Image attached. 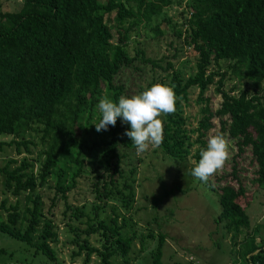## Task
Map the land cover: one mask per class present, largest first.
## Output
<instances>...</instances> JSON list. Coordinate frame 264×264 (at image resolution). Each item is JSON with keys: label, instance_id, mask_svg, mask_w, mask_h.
Listing matches in <instances>:
<instances>
[{"label": "trees", "instance_id": "16d2710c", "mask_svg": "<svg viewBox=\"0 0 264 264\" xmlns=\"http://www.w3.org/2000/svg\"><path fill=\"white\" fill-rule=\"evenodd\" d=\"M174 2L181 3L21 0L16 9L0 10V135L10 136L6 142L0 141V149L6 143L12 144L14 154H30L36 145L27 137L32 130L41 146L37 156H32L39 161L36 171L27 156L19 160L8 157L0 166V231L21 239L32 247L33 254L41 253L50 263L56 260L50 243L57 241L58 234L52 228L51 217L44 216L51 210L49 206L43 210V193L38 186L55 190L54 198H66L75 177L90 167L97 201H104L115 191V175L122 178L116 190L122 206L128 209L133 201L135 168L129 169L130 175L126 176L119 160L124 155L119 148L132 143L124 134L130 127L120 118L107 131L97 132L94 124L101 118L97 105L102 97L107 95L113 102H118L120 96L131 97L118 75L126 68H139V63L162 70L171 68L170 73L165 72L158 79V84L165 85L162 80L168 77L166 84L177 97L175 112L161 116V151L177 160L191 156L194 164L198 163L200 152L207 146L206 132L215 126L216 118L215 133L234 140L235 156L247 154L241 159H247L252 167L250 180L264 189V0H186L180 12L184 14L183 30L170 24L182 39L176 42L173 56H178V49L183 46L194 52L193 68L185 77L171 61L167 60L165 67L161 65L165 56L154 58L142 47H136L133 53L126 49L129 32L139 22L151 23ZM166 20L169 22L170 16ZM152 29L161 34L157 22ZM221 60H227L226 68L251 89L236 84L224 89V73L218 70ZM214 65L217 67L212 68ZM216 74L219 77L213 92L220 99L212 108L211 97L205 91ZM151 86L142 87L140 92ZM190 89H197L198 109L195 126L188 128L182 105ZM85 156L89 160L86 165ZM235 156L230 169L235 184L218 185L220 210L215 218L223 219L225 230L233 236L249 225V217L238 202L245 189ZM204 184L213 188L211 180ZM5 191L15 199L9 200ZM20 193L22 203L17 199ZM90 208L91 216L84 219V227L67 228L68 241L76 246L71 255L82 251L85 262L95 254L101 264H130L134 239L138 242L137 251H141L145 237L154 236L152 231L136 233L115 205L110 207L111 214H102L104 206L99 202ZM70 214L80 219L83 211L75 206ZM91 234L97 236L98 244L89 241ZM162 239L159 234L150 250L149 264H177L161 261ZM237 252L246 264H264V238L256 241L251 233L244 235Z\"/></svg>", "mask_w": 264, "mask_h": 264}, {"label": "rangeland", "instance_id": "374dc122", "mask_svg": "<svg viewBox=\"0 0 264 264\" xmlns=\"http://www.w3.org/2000/svg\"><path fill=\"white\" fill-rule=\"evenodd\" d=\"M21 0H0V10L16 9ZM181 3H172V5L163 8V12L152 19L151 23L139 22L135 29L129 32L126 42V49L133 53L136 47H142L146 53L154 58L165 56L161 61L162 66H166L167 60L173 63L175 68L182 71L185 77L192 70L194 65V52L189 51L185 46L178 49V56H173L176 42H182L181 36L177 37L170 24L175 23V28L183 30L182 20L184 14L180 13L184 9L186 0H180ZM165 16V17H164ZM170 16L169 22L166 17ZM164 17V18H163ZM163 18V19H162ZM159 25L161 34L153 31V23ZM168 42H173L169 45ZM227 60H221L218 65L219 72H223L222 87L228 89L234 84L239 87H247L236 78L231 69L226 68ZM214 65L212 68H216ZM165 72H171V68L162 70L157 66L150 67V64L139 63V68H126L122 70L118 77L123 80L128 95L133 96L141 93L140 89L146 85L158 84L159 77H163ZM219 74L214 75L212 84L205 91L209 95L211 107L214 108L220 99L218 94H214V86L217 84ZM168 77L162 80L165 85ZM264 85V84H263ZM235 92V89L232 90ZM197 89H190L186 103L182 105V114L187 118L186 126L188 128L195 126V115L197 113V104L195 96ZM161 119V117H160ZM215 126L206 132L207 141L210 135L217 130V120L213 119ZM128 127L130 125L127 124ZM27 137L35 140V146L31 147L32 152L25 154L20 152L14 154L12 144L2 143L0 149V166H2L8 157H14L19 160L22 156H27L33 162L34 171L39 166V161L32 156H37L40 151L38 135L36 132L29 131ZM129 138L128 136H126ZM225 137H227L225 135ZM228 138V137H227ZM10 136L0 135V141L6 142ZM232 143L230 147L231 156L226 162L222 171L211 178L213 188H209L203 182L193 177L191 169L195 166L194 159L188 156L184 160H177L164 154L160 147L149 150L137 155L133 143L130 146L122 145L119 152L120 168L126 176L130 175L129 169L135 168L132 176L133 181V201L128 209L122 206L120 194L116 191L120 188L121 177L115 175V191L104 201H97L94 197L91 182L94 180L93 172L90 167L84 169L75 177L74 184L66 191V198L57 196L52 197L54 191L52 188L38 186V190L43 193V210L47 206L51 212L45 217H51L52 228L57 231L58 239L51 242L56 252V260L53 263L48 262L47 258L41 253L33 254V249L21 239L8 235L0 231V264H23L32 262L33 264H101L95 254H92L88 261H84V253L72 256L71 251L76 248L69 243L70 233L67 230L69 225L84 227V219L90 215V206L99 202L104 206L102 214H111V205L117 206L118 212L127 217V221L136 233L146 234L152 231L154 236L145 237V246L141 251H137L138 242L134 239L133 251L130 253V264H149L150 250L156 243L159 234L163 235L161 244V261L177 264H246L245 260L237 252L241 238L251 233L255 240L264 238V189L254 182H251V169L247 164V159L242 160V154L235 156L237 150L234 140L228 138ZM193 151V147L191 148ZM238 160V174L244 185L245 193L238 197V202L243 206L249 217V225L241 232L233 236L232 232L225 230L224 220H215L220 204L218 201V185L234 183L231 177L232 158ZM88 157H84V164L88 163ZM92 163V162H91ZM93 162L92 166H95ZM84 165V168H86ZM2 175L0 173V198H2ZM60 193L57 192L56 195ZM5 195L9 200H14L8 191ZM20 203L23 201V194L17 197ZM53 200V201H51ZM80 207L83 216L75 219L70 210L73 207ZM255 228V229H254ZM93 244H98L97 236L91 234L87 237ZM129 257V256H128ZM127 257V258H128ZM119 259V258H118ZM119 261V260H118ZM117 261V262H118ZM21 262V263H20Z\"/></svg>", "mask_w": 264, "mask_h": 264}, {"label": "clouds", "instance_id": "9594fccd", "mask_svg": "<svg viewBox=\"0 0 264 264\" xmlns=\"http://www.w3.org/2000/svg\"><path fill=\"white\" fill-rule=\"evenodd\" d=\"M176 94L172 87L154 84L143 92L131 97L120 96L113 102L107 95L97 105L101 114L99 122L94 124L97 132L115 126L117 118L130 125L128 136L137 155L158 148L164 140L163 115H171L176 110ZM231 141L221 133L209 136L207 146L200 152L198 163L191 169V175L203 183L223 170L230 159Z\"/></svg>", "mask_w": 264, "mask_h": 264}, {"label": "water", "instance_id": "95a60500", "mask_svg": "<svg viewBox=\"0 0 264 264\" xmlns=\"http://www.w3.org/2000/svg\"><path fill=\"white\" fill-rule=\"evenodd\" d=\"M256 251V250H255Z\"/></svg>", "mask_w": 264, "mask_h": 264}]
</instances>
